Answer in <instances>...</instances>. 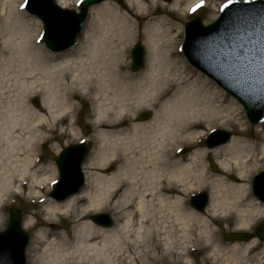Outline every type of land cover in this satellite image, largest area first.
<instances>
[{
	"label": "bare ground",
	"instance_id": "obj_1",
	"mask_svg": "<svg viewBox=\"0 0 264 264\" xmlns=\"http://www.w3.org/2000/svg\"><path fill=\"white\" fill-rule=\"evenodd\" d=\"M67 1L57 0L64 8ZM117 1L105 0V4L92 8L84 46L55 54L40 47L38 25L29 24L18 7L22 0L1 1L0 208L6 204L5 198L26 185L29 195L38 192L44 197L54 173H44L38 166L40 160L34 158L36 141L54 132H72L59 124L71 122L72 100L77 95H91L96 129L114 130L126 125L116 133L102 134L99 156L86 165L91 168L112 162L118 174L87 181L85 190L46 206L41 221H24L25 229L39 227L29 252L32 255L40 249V255L36 260L31 257L29 264H127L131 249L139 250L135 254L143 257L147 255L143 246H157L163 241L167 245L174 232L166 231L170 225L175 227L176 246L202 240L211 249V257H225L224 261L231 264H261L257 257L248 258L258 246L256 241L222 248L213 242L215 233L210 226L213 219L232 215L237 218V230L249 223L248 215L264 213V205L255 206L250 200L247 186L264 161V137L260 143L254 142L245 130H239L227 144L207 152L201 150L200 140L212 127L228 122L241 126L237 109L225 105V92L209 87L205 77L204 81L201 77L191 80L194 76L178 59L175 49L181 35L179 24L154 17L156 0H125L136 18L146 21L141 34L148 50L145 68L129 75L124 52L136 33L129 10L113 5ZM35 95L41 97L43 111L31 107L30 98ZM146 107L155 108L152 120L127 121L128 114L131 118L135 111ZM185 145L194 150L188 159L176 152L177 146ZM207 154L215 158L223 172L234 171L243 185L212 180L202 166ZM175 180L181 183L179 190L175 189ZM194 186L211 189L205 211L210 221L182 208L180 197L175 199V194ZM82 200L87 207L78 212L75 207ZM246 200L248 204L242 206ZM111 203L113 209L123 211L121 223L114 228L104 231L84 222L68 234L57 232V214L73 211L69 217L79 221L81 214L98 212ZM3 224L0 216V227ZM153 258L151 264L162 261L158 256ZM218 262L219 257L213 264ZM0 264H6L2 253Z\"/></svg>",
	"mask_w": 264,
	"mask_h": 264
},
{
	"label": "rangeland",
	"instance_id": "obj_2",
	"mask_svg": "<svg viewBox=\"0 0 264 264\" xmlns=\"http://www.w3.org/2000/svg\"><path fill=\"white\" fill-rule=\"evenodd\" d=\"M1 1L2 0H0V5L2 3ZM55 1H56V4L58 5L57 0ZM198 1H201V0H171L169 3L163 2V0H156L157 9H156V15H154V17L155 18L159 17V19H161L162 17L166 20V22H174V23L176 22L179 24V30L181 32V35L176 43L177 48H175L176 53L178 55V59L191 72L192 76H194L191 80H194L197 77H201V79H203L204 81L205 80L204 76L201 75L196 70H194L193 68H191L186 63L183 55L180 52V46L183 42V27L187 21L193 18H200L204 25L211 23L217 17L218 10L221 4L228 0H203V4H204L203 8L199 9L196 13L188 14V12L186 11L187 7L190 4L197 3ZM236 1L242 2V1H250V0H236ZM22 2H24V0H22ZM22 2L19 4V6L23 4ZM189 2L191 3L187 5ZM105 3H106L105 0H101V2L95 6H99ZM150 4H151V1H149L148 6ZM113 5H115L116 7L125 6V8H127L126 10H129L130 12L128 14L129 15L128 17L130 18L131 22L134 25V31L136 33V38L130 42H127L126 49L124 52V63H125V71H127L129 75H135L145 68V64L147 60L146 58H147L148 50H147V47L145 46L143 36L141 34V32H143V24L146 23V21H143V20L139 21L135 16V12H132L130 10L125 0H119L113 3ZM93 7H89L87 10L85 22L83 25V30L77 37L75 47L84 46L85 44L84 36L88 31L87 26H89L91 23ZM65 9L79 12V6L77 5V1L68 0L67 6L65 7ZM22 12L24 16L27 17L29 24L34 25V26L38 25L39 28L37 27L38 29L36 32L41 34L42 32L41 23L35 17L29 15L24 9L22 10ZM137 43H140L142 47L144 48L145 58H144L143 68L139 72L133 73L130 67V64H131L130 49L134 44H137ZM40 47H43V49L47 53L51 54L50 51L47 50L46 47L44 46L43 41H41ZM207 84L209 85V87L215 88V90L217 91L218 87L213 82L208 80ZM222 97L223 99L226 100L224 102L225 105L229 103V105L231 104L235 106V108L237 109V114H238L237 117L240 119L241 126L236 125L233 122H228L226 126L212 127L211 130L220 129V130L227 131L231 133V136H232L231 139L237 136L239 130H245L246 131L245 135L248 136L247 138H251L254 142H257L259 140V143H260V140L264 137V123L260 125H256V126L249 124L247 120L245 119L244 112L241 106L233 98H231L229 95L225 93H224V96ZM34 99H37L39 101L38 107L32 106V101ZM72 104L74 106V111L72 114L71 122L63 121L62 123L59 124V127H62V128L67 127L69 128L70 131L74 132L75 134L71 135L72 133L71 132L65 135L64 134L61 135L59 133L54 132L53 134H50L49 136L43 139H38L36 141V146H35L36 149L34 153V158H36V161L40 160L38 162V166L41 165L43 167L44 173L53 171L54 174L51 176L53 177V180L51 181V183H53V181L57 180L58 178V173H57L58 169H57V166L55 165V160L59 152L70 145H74V144H77L83 141L88 149V152L86 155V159L82 165L85 183H84L83 188L80 190L81 192L85 190L87 181H90V180L92 181V179H98L99 177H105L106 179H110L112 176L119 173V171L117 172V165H114L112 162H107L102 165H100L99 163V165H95L91 168H87L86 165L89 163V161L92 158L94 157L97 158L99 156L100 150L98 149H99L100 143H102V137H101L102 134L116 133L119 131V129L120 130L125 129L126 125L119 127L118 129H114V130L106 129V128L96 129L94 127V122H93L95 119V113H94V103H93V100L91 99V95H87V94L77 95L76 98L72 100ZM30 105L36 110L43 111L41 107V97L39 95H35L30 98ZM146 111H149L152 114V117L148 121H146V122H149L150 120H152L154 113L156 112L155 108L146 107V108H142L135 112L133 111L134 113L132 114L133 116L131 118L129 114L127 115V121L132 120L133 122H137L136 121L137 115H139L140 113L146 112ZM206 133L208 134V132ZM206 135L203 138H201L200 144H199L200 149L205 152L209 151L207 148H205L203 144V140L206 137ZM177 147L183 148L184 152L179 154V157L182 156L183 159H188V157L194 152V150H192L189 147V145H185L184 147L182 146H177ZM210 155L211 154L209 155L207 154L203 157L202 166L205 167L207 175L210 178H212V180H221L227 184L243 185L244 182H242L237 177L234 171L223 172L217 165L215 158L212 155L211 156ZM209 158L211 159L215 167L218 169V172H214L210 169V165L208 162ZM95 162H98V161H95ZM183 163H187V161L182 162L181 164ZM262 170H264V161L262 162V166L254 172V174L249 178V182L247 183V186L249 189L250 200L253 201V204L255 206H260V207H263V204H260L259 202H257L256 199L253 197L251 193V183H252L253 177L257 175L259 172H261ZM180 188H181V183L175 180V189L179 190ZM52 189H53V186L49 184L48 188H46V191L43 192L44 202L41 203L38 201V197L39 196L43 197V195H38V192H37L38 190L35 191L37 192L35 195L33 194L29 195L28 193L29 188H28V185H26L24 189H19L17 191V194H12L9 197L5 198L7 200L5 201L6 204L2 208H0V216L1 218L3 217V222H4V224L0 227V232L6 229V226L9 220L10 210L17 209L19 210L21 214V228L29 236V244L25 251L26 264L30 263L31 257H33V259L36 260L40 255V249L35 251L32 255H30V252H29L31 242L34 240V236H35L34 234L35 232L39 230V227H36L34 229H25L24 221L26 219H31L33 223H37L44 218L43 214L45 212V207L48 206L49 204L51 205L54 202L53 200L49 198V193ZM197 192H206L209 196V202H208L207 207L205 208L204 212L199 213V214L195 211H192V209L189 206L190 196ZM117 197L118 195H116L113 198V202H115V199ZM177 197H180L181 199L182 208L190 209L193 213L198 214L202 218H206L208 221L211 220V218L208 217L207 213H205L206 209L209 206L210 200H211V189L209 187L206 186L202 188H197V186H194L193 188L189 189L185 193H181L179 195L175 194V199ZM248 202L249 200H246V201H243L241 204L242 206H245L246 204H248ZM3 203L4 202H2V204ZM112 204L113 203H111L108 206H105L104 209H101L100 211L95 212V213L88 212V213L81 214L82 219L79 221H76L75 219L71 218L73 211H71L70 214L68 215L57 214L54 219V223L58 224L60 228L57 230V232L58 233L61 232L64 235L68 234L69 230L73 228H78L84 222H89L95 228H99L96 225H94L93 222L90 220V217L97 213H106L112 218L114 222L111 228H101L100 230L108 231L114 228V226L121 223L120 215L123 213V211H121L120 209H113ZM86 207H87V203L84 200H82L76 205L75 208L79 212L80 210H84V208ZM215 219L217 220L213 219L212 221L213 224L210 226V228L215 233L213 242L215 243V245H221L222 248H229L230 246H232L233 243L224 242L222 239L223 235L227 233H234V232H253V230L255 229L257 225L264 223V213L254 214L251 216L248 215L247 223L248 222L249 223L246 225L245 228H241L237 230H236V224H237L236 219L237 218L233 217L232 215L231 217L230 216L226 218L219 217ZM172 226L173 225H170L169 228H166L167 232L170 229L174 231L172 240L168 242L167 245H165L163 241V242H159V245L157 246L155 244H153L152 246L151 245L143 246L141 249L144 250L146 248L145 253L147 254L146 256L144 255L143 257H139L135 254L136 252H139V250L134 252V250L131 249V256H129L130 258L126 260V263L127 264H140V263L141 264H151V262L154 261L153 257L158 256V258L162 260L158 262V264H213V262H217V257H219L218 264H231L226 260L224 261L225 257H220L217 255L214 257H211L210 256L211 249L207 247L206 244L202 240L199 242H197V240L190 241L185 244L176 246L175 245V227L174 226L172 227ZM161 238H163L162 235H161ZM255 241L258 243V246L252 250L248 258L257 257L259 258V261L261 262V264H264V243H259L257 240Z\"/></svg>",
	"mask_w": 264,
	"mask_h": 264
},
{
	"label": "water",
	"instance_id": "obj_3",
	"mask_svg": "<svg viewBox=\"0 0 264 264\" xmlns=\"http://www.w3.org/2000/svg\"><path fill=\"white\" fill-rule=\"evenodd\" d=\"M96 2L97 0H86L78 15L58 8L54 0H30L27 10L43 23L46 46L54 52H61L74 44L81 30L87 6ZM244 17L246 22L241 23L240 18ZM59 19L68 21L58 23ZM184 31L186 61L235 98L245 110L250 123L264 121V83L261 82L257 55L259 41L264 36V4L256 1L251 6L230 5L211 25L204 27L199 19H194L186 24ZM224 34L226 37L222 38ZM217 36L219 38H215ZM213 38L218 40V43H215V40L212 42ZM212 57L215 58V63ZM143 58V48L138 44L131 53L134 71L142 66ZM214 67H217L218 71ZM34 105L37 107L38 102L34 101ZM149 116V113H145L139 117V120H145ZM229 136L225 132H215L211 140L206 141L207 147L223 144ZM85 153L86 149L83 145L67 148L60 153L56 161L60 180L50 195L53 199L62 201L78 192L83 184L80 165ZM211 169L216 171L212 164ZM253 188L254 195L259 201L264 202V173L256 177ZM206 202L207 196L202 193L194 196L190 205L201 212ZM91 220L104 227L111 225L110 219L105 215L93 216ZM257 234L261 240H264L261 227L258 228ZM250 238L251 236L247 234L225 236V240L248 241ZM28 240V235L20 228V214L13 210L7 231L0 234V253L6 264H25L24 251Z\"/></svg>",
	"mask_w": 264,
	"mask_h": 264
},
{
	"label": "snow or ice",
	"instance_id": "obj_4",
	"mask_svg": "<svg viewBox=\"0 0 264 264\" xmlns=\"http://www.w3.org/2000/svg\"><path fill=\"white\" fill-rule=\"evenodd\" d=\"M235 0H228V3H225L221 6V11H224L225 9L229 8L230 5L232 3H234ZM85 0H78V6L81 4H84ZM204 4H203V0H201V2L199 4H196L191 11L193 13H196L199 9L203 8ZM27 7V3L21 5V9L23 10V8ZM257 55L259 57V63H260V76H261V82L264 83V36L261 37L260 41H259V46L257 48ZM212 131L214 132L215 129H212ZM83 143V141H82ZM53 183L55 184L56 181H53Z\"/></svg>",
	"mask_w": 264,
	"mask_h": 264
}]
</instances>
